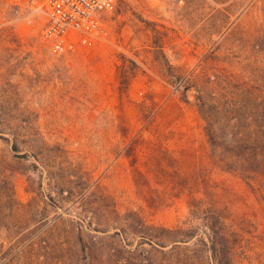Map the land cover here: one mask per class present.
I'll list each match as a JSON object with an SVG mask.
<instances>
[{
    "label": "rangeland",
    "instance_id": "rangeland-1",
    "mask_svg": "<svg viewBox=\"0 0 264 264\" xmlns=\"http://www.w3.org/2000/svg\"><path fill=\"white\" fill-rule=\"evenodd\" d=\"M43 26L0 0V264H212L204 207L219 264H264L231 156L264 140V0H119L62 54Z\"/></svg>",
    "mask_w": 264,
    "mask_h": 264
},
{
    "label": "built area",
    "instance_id": "built-area-1",
    "mask_svg": "<svg viewBox=\"0 0 264 264\" xmlns=\"http://www.w3.org/2000/svg\"><path fill=\"white\" fill-rule=\"evenodd\" d=\"M118 1L29 0L33 11L43 15V41L58 54L105 36V16L117 7Z\"/></svg>",
    "mask_w": 264,
    "mask_h": 264
},
{
    "label": "trees",
    "instance_id": "trees-1",
    "mask_svg": "<svg viewBox=\"0 0 264 264\" xmlns=\"http://www.w3.org/2000/svg\"><path fill=\"white\" fill-rule=\"evenodd\" d=\"M243 143L245 144L246 142ZM231 151L233 153L231 154V156H235L241 161H245L250 164V167L247 169L248 172L247 176L249 177V179H251V181L256 182L257 180H259L260 175L264 176V140L257 142V140L255 139L250 143L249 146L245 147L241 153L234 152L233 147H231ZM198 205H202V204L198 203ZM198 208H202V207H198ZM198 208L197 206L194 205V209H192V214ZM204 213L206 216L204 217L206 220L205 225L208 230L206 234H208V239L210 241L209 245H207L208 251L210 253L209 262L212 264H219L222 258V253H221V247H219L220 246L219 241H217L219 236L217 233L220 232L219 229L221 230L225 229L226 223L224 220L221 219L219 213L211 207H204ZM218 225H220L219 228H217ZM194 236L195 234L192 233L190 234L189 237H187V239H191ZM185 240H179V241H185Z\"/></svg>",
    "mask_w": 264,
    "mask_h": 264
}]
</instances>
